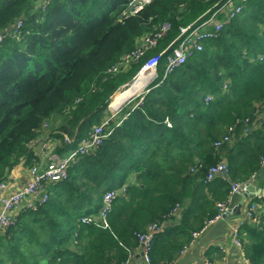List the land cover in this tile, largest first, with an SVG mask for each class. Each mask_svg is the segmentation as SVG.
<instances>
[{
    "label": "trees",
    "instance_id": "1",
    "mask_svg": "<svg viewBox=\"0 0 264 264\" xmlns=\"http://www.w3.org/2000/svg\"><path fill=\"white\" fill-rule=\"evenodd\" d=\"M131 1L50 0L41 9L38 0H0V182L21 162L35 164L45 128L60 142L58 156L76 148L109 114L110 99L115 110L118 87L180 27L223 0H151L125 16ZM164 23L167 34L143 58L108 72ZM169 51L141 101L121 108L120 124L110 122L102 143L49 185L47 201L20 211L0 233V264L124 263L136 234L152 224L162 227L152 234L149 264H167L217 214L216 204L227 203L231 184L261 169L264 0L245 1L216 38L159 82ZM225 135L229 142L216 146ZM219 162L227 164V178L206 182ZM108 190L116 194L104 219L81 223L98 214ZM260 220L239 228L248 264H264V215Z\"/></svg>",
    "mask_w": 264,
    "mask_h": 264
},
{
    "label": "built area",
    "instance_id": "2",
    "mask_svg": "<svg viewBox=\"0 0 264 264\" xmlns=\"http://www.w3.org/2000/svg\"><path fill=\"white\" fill-rule=\"evenodd\" d=\"M50 0H38V7L44 9V7L49 3ZM151 0H132L130 3H135L130 11L124 12L125 16L135 15L143 6L148 4ZM247 0H223L222 3L215 4L210 10L205 11L200 15L195 21L179 28V33L175 38L169 43L159 53L147 58L137 73L132 77L130 83L136 81L140 73L147 75L146 84L150 83L156 76V67L164 53V51L170 47L169 53L165 56V65L162 77L159 82H161L165 77L173 73L179 67L185 64L188 57L192 53H199L203 50V45L216 38L225 21L233 19L237 14H239L244 7V3ZM130 5V4H129ZM128 5V6H129ZM21 26L20 20H17L13 28L14 34L17 33L18 28ZM170 25L168 23L162 24L153 34L144 35L141 37L137 43L136 48L129 54L124 55L119 63L111 67L108 72L115 74L120 68L126 66V64L133 60L138 61L144 57L147 50L156 46L157 42L165 37ZM3 40V35L0 34V45ZM129 83V84H130ZM127 84V85H129ZM147 84V85H148ZM126 85V86H127ZM125 87V86H124ZM123 87V88H124ZM145 87V86H144ZM147 92L140 93L134 98L138 97V103L141 101L143 95ZM133 98V99H134ZM207 98L206 100H208ZM137 103L133 106V108ZM119 111L110 113L111 115L105 118L101 124L94 126L89 132L87 137L80 139L77 143L76 148L67 153L63 158L57 157L54 160L49 161L44 166L33 165L28 170V181L23 186L10 191L8 183L6 181L0 182V233L5 231L10 226L14 225L16 217L20 211L24 209L35 210L37 205L44 204L48 197V187L50 184L64 180L67 176L68 166L74 162L78 156L86 155L98 145H100L105 139L110 131L107 130V126L110 122H115V117ZM259 118L264 122V110L257 113ZM126 117H122L116 122V126ZM168 125V123H167ZM231 131V128L228 129ZM246 132L248 130H245ZM229 137L227 135L223 136L222 139L215 143L219 146L221 143L229 142ZM261 165L264 164V158L261 159ZM228 167L224 162H219L211 166L206 173L205 181L210 182L217 177L227 178ZM241 183L231 184L230 195L235 194L238 191L239 185ZM116 192L114 190L106 191L102 196V207L97 215H86L81 217L80 221L84 224H90L94 221H101L104 219L106 213L109 212L112 200L115 197ZM230 197V196H229ZM260 198V197H258ZM229 199L227 203H217V214L210 220L204 223L203 227L191 234V239L187 246L184 247L178 254L182 256L186 250L194 245L195 241L198 239L201 233L205 229L220 221L223 218L225 212L229 209L228 206ZM264 215V202L251 201L247 205L245 211V220L240 221L235 225L232 230V242L240 250L239 258H236L230 264H248L247 260L243 257L239 228L247 221L252 224H259L261 216ZM162 226L160 224H152L146 228L144 233L136 234L138 242V251L136 254V262H124L115 264H149L148 250L150 248L152 234L157 232ZM167 264H177V257L175 260ZM203 264H214L211 261H206Z\"/></svg>",
    "mask_w": 264,
    "mask_h": 264
},
{
    "label": "crops",
    "instance_id": "3",
    "mask_svg": "<svg viewBox=\"0 0 264 264\" xmlns=\"http://www.w3.org/2000/svg\"><path fill=\"white\" fill-rule=\"evenodd\" d=\"M120 87L115 91V93L120 89ZM134 102L135 100L132 101L129 106ZM118 113L115 120H118L117 118H119ZM45 126L46 125H44V128ZM48 130L49 129L45 128L43 135L34 145V153L36 155V162L34 165L44 166L49 161L54 160L57 157L63 158L68 152H70L71 148L69 147L63 155L61 154L58 156L54 152V149L60 142L49 137ZM66 142L69 143V140L66 139ZM28 170L29 167H26L23 162L12 169L6 180L10 191H13L27 183L29 178ZM250 179L253 180V185L256 189L264 191V164L261 165V169L251 176L249 180ZM261 196L263 195L251 196L240 203L241 194L238 191L235 194L230 195L228 203L229 209L231 210L230 214L226 218L208 226L205 231L200 234L194 245L189 247L182 256H177V264H203L208 260H212L214 264H230L236 258H239L240 250L232 242V230L237 223L245 220V211L249 202L258 201V197ZM137 251L138 245L128 251V257L124 262H136Z\"/></svg>",
    "mask_w": 264,
    "mask_h": 264
},
{
    "label": "water",
    "instance_id": "4",
    "mask_svg": "<svg viewBox=\"0 0 264 264\" xmlns=\"http://www.w3.org/2000/svg\"><path fill=\"white\" fill-rule=\"evenodd\" d=\"M135 5V3H130V5L127 8V11H130L132 6ZM11 31V27L8 29L7 32ZM1 34V33H0ZM5 34V33H4ZM119 91V90H118ZM117 91V92H118ZM115 94V93H114ZM113 94V95H114ZM134 96V95H133ZM133 96H130L129 98H127L117 109L113 110L114 112L119 111L127 101H129L130 98H132ZM112 98V96H111ZM238 192L241 194V201L240 203H242L243 201H245L247 198L251 197V196H255V195H263L264 196V191L260 190V189H256L255 186L253 185V180L250 179L248 181H246L245 183H241L239 185L238 188ZM231 210L228 209L225 214L223 215V218H226L229 214H230ZM222 218V219H223Z\"/></svg>",
    "mask_w": 264,
    "mask_h": 264
},
{
    "label": "bare ground",
    "instance_id": "5",
    "mask_svg": "<svg viewBox=\"0 0 264 264\" xmlns=\"http://www.w3.org/2000/svg\"><path fill=\"white\" fill-rule=\"evenodd\" d=\"M146 79H147V75L144 73H140L135 82L129 84L130 86L127 85L125 88L120 89L116 96L118 97V100H117L118 104L116 105V107L120 106L127 99L128 96L132 95L133 93L137 91L140 92L143 86L146 84ZM111 104H112V100H111ZM110 108H111V105H110Z\"/></svg>",
    "mask_w": 264,
    "mask_h": 264
},
{
    "label": "rangeland",
    "instance_id": "6",
    "mask_svg": "<svg viewBox=\"0 0 264 264\" xmlns=\"http://www.w3.org/2000/svg\"><path fill=\"white\" fill-rule=\"evenodd\" d=\"M126 80H127V79H124V81H126ZM131 80H132V78L129 79V81H128L126 84L122 85L121 87L119 86L120 89H122L124 86L126 87V85L129 84V83L131 82ZM124 81H122V82H124ZM122 82H120V83H122ZM130 84H131V83H130ZM147 84H148V83H147ZM147 84L144 85L145 87L143 86V88H142V90H141L140 92L137 91L138 93L135 92V93H133L132 95H130V96H133V95H134V96H133L132 98H130L129 101H127L125 104L129 103L130 101H132L133 98L136 97L137 95H139L140 93L145 92V91H146V88H147ZM129 86H130V85H129ZM119 87H118V88H119ZM125 87H124V88H125ZM120 89H119V90H120ZM112 96H113V95H112ZM130 96H128L127 98H129ZM117 100H118V97L115 98L114 106L118 104V103H117ZM110 101H111V99H110ZM110 101H109V103H108V107H107V111H108L107 113H109V114L113 112V110H111L110 107H109V105H110ZM124 106H125V105H124ZM120 110H121V109H120ZM120 110H119V111H120ZM109 114H108L105 118L109 117V116H110ZM107 127H108V126H107Z\"/></svg>",
    "mask_w": 264,
    "mask_h": 264
}]
</instances>
